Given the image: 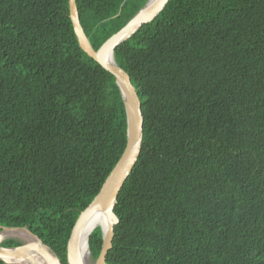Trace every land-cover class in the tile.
I'll use <instances>...</instances> for the list:
<instances>
[{
  "label": "trees",
  "instance_id": "1",
  "mask_svg": "<svg viewBox=\"0 0 264 264\" xmlns=\"http://www.w3.org/2000/svg\"><path fill=\"white\" fill-rule=\"evenodd\" d=\"M75 1L95 50L146 2ZM75 34L69 0H0V225L62 264L127 128L114 76ZM114 55L144 120L107 264H264V0H169ZM102 243L96 227L93 260Z\"/></svg>",
  "mask_w": 264,
  "mask_h": 264
},
{
  "label": "water",
  "instance_id": "2",
  "mask_svg": "<svg viewBox=\"0 0 264 264\" xmlns=\"http://www.w3.org/2000/svg\"><path fill=\"white\" fill-rule=\"evenodd\" d=\"M168 1L169 0H146L144 5L122 28L110 35L108 39H106V41L97 50H95L92 47L89 38L86 37L81 25L76 1L69 0L70 17L80 47L87 53L88 56L93 58L115 78V82L120 90V94L124 103L127 128L126 144L121 156H119L118 161L104 180L99 192L93 197L88 206L80 212L74 224L67 244L68 264H83L81 261L82 258L80 254V247L84 236L89 255L91 256L89 238L95 227H90V229H87V223L90 217L95 212L100 210H106L111 217V221L105 230L100 228L103 243L101 252L94 264H107V254L112 247L114 226L118 223V217L114 212V207L122 186L124 185L138 160L137 157L140 154L142 146L144 120L141 109V101L137 90L132 84L130 76L127 74V72L117 64L114 52L119 45L126 42L128 38L133 36L143 25L155 20V18L164 9ZM4 230H24L28 235L32 236L33 239L37 240L38 244L45 246L48 249L51 257L48 258L46 253L41 250L43 252L42 257L44 261L39 263L32 255L37 251L35 245H31L28 242L26 243L20 238H15L21 242L20 246L4 247L0 245L1 260L8 264H25L27 260L30 261L29 264H55V257L57 258V256L43 243L42 239L34 234L30 229L25 226L6 227L0 225V233ZM6 238L7 237L4 239ZM8 238H12V236H8ZM6 255L13 257V260H5L4 256ZM58 261L60 264H62L59 259Z\"/></svg>",
  "mask_w": 264,
  "mask_h": 264
},
{
  "label": "bare ground",
  "instance_id": "3",
  "mask_svg": "<svg viewBox=\"0 0 264 264\" xmlns=\"http://www.w3.org/2000/svg\"><path fill=\"white\" fill-rule=\"evenodd\" d=\"M110 221H111V217L106 210L97 211L88 220L87 229H90V227H93V228L94 227L95 228L100 227V228L105 230L109 226ZM8 236L18 237L26 243L28 242L31 245H35L38 252L36 251L32 255L36 259V261H38L39 263L44 261V259L42 257L43 252L46 253L48 258L51 257L48 249L45 246L38 244V241L33 239L32 236L28 235L27 232H25L24 230H18V231H16V230H4L3 232L0 233V242L5 237H8ZM84 239H85V236L82 239L81 247H80V254H81V258H82L81 261L83 264H94L91 262V258H90L89 251L87 248L86 240H84ZM41 250H43V252ZM4 259L10 261V260H13V257L6 255V256H4ZM29 263H30V261H28V260L25 262V264H29ZM55 264H60L56 257H55Z\"/></svg>",
  "mask_w": 264,
  "mask_h": 264
},
{
  "label": "rangeland",
  "instance_id": "4",
  "mask_svg": "<svg viewBox=\"0 0 264 264\" xmlns=\"http://www.w3.org/2000/svg\"><path fill=\"white\" fill-rule=\"evenodd\" d=\"M7 238H8V237H7ZM7 238H6V239H7ZM12 238H14V239H15V238H18V237H12ZM4 240H5V239H3V241H4ZM90 258H91V262H92V263H94V262H95V260H93L91 256H90Z\"/></svg>",
  "mask_w": 264,
  "mask_h": 264
},
{
  "label": "clouds",
  "instance_id": "5",
  "mask_svg": "<svg viewBox=\"0 0 264 264\" xmlns=\"http://www.w3.org/2000/svg\"><path fill=\"white\" fill-rule=\"evenodd\" d=\"M13 239V238H12ZM17 240V239H16Z\"/></svg>",
  "mask_w": 264,
  "mask_h": 264
}]
</instances>
